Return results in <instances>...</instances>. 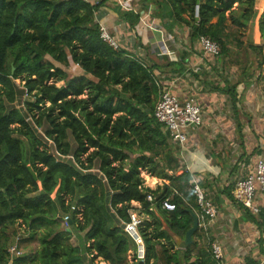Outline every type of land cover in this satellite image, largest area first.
I'll return each instance as SVG.
<instances>
[{"label":"trees","instance_id":"trees-1","mask_svg":"<svg viewBox=\"0 0 264 264\" xmlns=\"http://www.w3.org/2000/svg\"><path fill=\"white\" fill-rule=\"evenodd\" d=\"M138 1L139 11L115 7L118 16L134 28L140 11L152 4V18L168 35L174 27L183 28L188 51L179 61H145L103 41L95 12L106 0H0V264H98L100 259L137 264L136 244L123 230L130 212L140 219L143 264H217L198 230L193 236L200 246L194 240L185 249L175 248L172 233L184 236L198 205L192 173L179 164V145L153 115L159 90L165 89L155 70L183 74L190 52L200 51L201 35L220 45L217 61L238 58L250 48L261 66L264 5L257 23L262 46L247 47L240 30L248 26L255 0ZM69 58L80 75L70 76L54 64L67 68ZM16 79L34 92L24 109L14 105L24 89L17 90ZM236 85L226 81L219 87L232 107ZM29 120L38 128L47 126L45 139ZM237 135L242 138L240 128ZM67 156L72 162L62 159ZM141 171L163 183L145 186ZM198 182L213 202L203 188H211L210 181ZM166 198L174 209L160 206ZM18 222L27 227L26 253L10 231ZM33 239L38 248L31 252L27 245Z\"/></svg>","mask_w":264,"mask_h":264},{"label":"crops","instance_id":"crops-1","mask_svg":"<svg viewBox=\"0 0 264 264\" xmlns=\"http://www.w3.org/2000/svg\"><path fill=\"white\" fill-rule=\"evenodd\" d=\"M110 1L113 0H106L103 6L95 12L98 24H102L115 38L118 45L128 50L132 56L143 57L145 61L159 58L160 55L153 49V46L159 41L156 40L157 33H162L160 29L164 31L165 29L157 26L158 19L152 18V8L141 10L140 20L145 18L144 22L151 23L152 21L156 23V27H153L150 33H140L139 28H136L135 31L136 26L131 28L126 20L118 16L115 7L119 5H109ZM118 1L121 5V2L125 0ZM127 1L130 6H133L131 0ZM119 7L122 10H130L124 6ZM258 19L256 25L248 24L250 30L247 34L256 42L261 43L262 39L257 32ZM132 35L136 37L135 40H131ZM246 39L248 38L245 35L244 42ZM184 41L186 44V40ZM185 50L187 49L185 48ZM198 52H200L199 49ZM167 53L172 55L170 49L167 50ZM69 62L74 64L72 61ZM187 62L189 72L186 74L184 72L175 76L167 70L161 73L155 70V73H158L157 77L160 78L158 83L175 94L179 100L193 98L201 107L203 122L196 128H203L204 134L193 133L197 132V130L192 131L196 128L187 130L188 141L183 147V153L187 152L190 155L184 154L185 161H187L182 164V168L199 178L210 181L211 188L209 186L203 188L205 193L211 199L213 198L217 216L208 227L207 236L209 240L216 241L221 246L222 264H264V213L262 208L258 213H252L236 203L231 193L235 180L247 175L253 170L255 162L264 157V62L261 66L257 62L256 75L254 72H251L252 74L226 75L218 65L228 63V59L225 61L223 59L219 64L217 59L204 57L200 53L190 52ZM251 62L252 60H250ZM54 64L56 65L55 62ZM211 72H218V75ZM205 75L207 77L202 79ZM226 81L237 83L234 107L231 105L229 96L220 89L225 86ZM239 128L242 134L241 139L237 135ZM199 137L203 140L201 144L208 146L207 153L198 149ZM207 137H209V142L205 140ZM190 141L191 148L195 147L192 150H189L188 147ZM148 180L150 183L154 182L155 185L163 183V180L154 177H149ZM194 213L197 215L196 212ZM162 224L163 228H167L163 220ZM172 237L175 248H177L176 242L184 236L172 233ZM197 239L196 236L193 241L198 242ZM71 243L73 244L72 240ZM198 244L200 246V242ZM198 246L195 250L199 249ZM131 258L132 251L129 250L127 252L129 263H132ZM97 263L106 264L101 259Z\"/></svg>","mask_w":264,"mask_h":264},{"label":"built area","instance_id":"built-area-1","mask_svg":"<svg viewBox=\"0 0 264 264\" xmlns=\"http://www.w3.org/2000/svg\"><path fill=\"white\" fill-rule=\"evenodd\" d=\"M96 3L97 1L94 0ZM124 2V1H123ZM127 7H130L128 2H124ZM156 23H153L154 28ZM100 37L112 48L117 49L120 46L115 38L102 25H99ZM200 53L204 57H218L220 52V45L212 40L210 37L201 35L198 38ZM153 115L161 122L164 128L169 132L173 142L183 147L187 142V130L196 128L203 122L201 107L194 101L193 98L187 100H179V98L168 91L162 89L155 103ZM199 176H191V183L195 194V201L198 205V232L201 233V239L208 243L213 258L217 264H222L223 251L221 246L213 240H209L207 236V229L211 223L216 219L217 209L213 202L206 198L203 189L199 185ZM233 200L250 210L252 213H258L260 209H264V157L259 158L251 170L244 177L235 180L232 188ZM147 200L151 201V195H147ZM259 200V201H258ZM160 206L167 210L174 209V204L166 198L161 201ZM66 219V218H65ZM140 219L135 212H130V220L125 223L123 230L133 239L136 244V258L143 260L145 249L143 240L138 232L137 226ZM15 247H11L13 251Z\"/></svg>","mask_w":264,"mask_h":264},{"label":"rangeland","instance_id":"rangeland-1","mask_svg":"<svg viewBox=\"0 0 264 264\" xmlns=\"http://www.w3.org/2000/svg\"><path fill=\"white\" fill-rule=\"evenodd\" d=\"M95 1H100V0H95ZM124 2H128L127 0H125ZM124 2L122 1L121 2V5H120V1H118V0H113V1H110L108 4L109 5H114V6H116V4H118L119 6H124L125 8H127V9H131V10H133V11H139L140 10V4H139V1L138 0H131V3H132V5L134 6H130V3L128 2V4H129V6L130 7H127L125 4H124ZM236 5H237V3H234L233 4V8L235 9L236 8ZM263 5H264V0H255V3H254V7H253V11H254V13H253V15H252V17H251V19H250V21L248 22V24H250L251 23V26H252V24L254 23L255 25H256V21H257V19L258 18H260V15H261V12H262V10H263ZM103 6V5H102ZM150 6H151V8H153V5L152 4H150ZM101 7V6H100ZM99 7V8H100ZM98 8V9H99ZM97 9V10H98ZM96 10V11H97ZM145 16V15H144ZM226 17H227V20H228V22H230V16L228 15V12H227V15H226ZM145 21V18H142V20H140L138 23H137V25H135L136 27H135V31H136V28L138 29L139 28V32L141 33V32H148V33H150V32H152L151 30H152V28L154 27L153 26V22L151 21V23L150 22H144ZM253 24V25H254ZM161 31H162V33H157V37H156V40L158 41V43L156 44V45H154L153 46V49H155L156 51H158V54L160 55H158L159 56V58H160V62L161 63H165V60H167V59H169V58H172V59H175V60H180V54L181 53H183L184 51H185V48H184V44H185V41L184 40H186V38H185V33H184V31H183V28H178V27H174L173 28V31H174V33L172 34V36L171 35H168L166 32V30L164 31L163 29H160ZM248 30H250L249 28H248V26L243 30H240V33H242V35L240 36V39L242 40V42H243V44L244 45H247V47L249 46V45H253V46H256V47H258V46H262V41L263 40H261L260 42L261 43H258V42H256V40H254V38L252 39V37L250 36V35H248L247 34V32H248ZM252 31H253V29H252ZM156 32V31H155ZM253 33H254V31H253ZM136 34V33H135ZM154 34V33H153ZM156 35V34H155ZM245 35L247 36V38L248 39H246L245 40V42H244V37H245ZM141 36L139 35V38H140ZM136 39V37L134 36V35H132L131 36V40H135ZM261 39H263V37H261ZM231 46H232V44H231ZM168 47H169V49L171 50V54L172 55H170V53L168 54L167 53V50H169L168 49ZM246 47V48H247ZM248 50L250 51H245V54H242V55H239L238 56V58H235V56L234 55H236V54H233V56H231V59H230V57L229 56H225V57H223V59H224V61H225V59H228V63H224V65H218V67L219 68H221L222 69V71L226 74V75H235L236 73H238V74H252L251 72H254V74L256 75V73H257V70H258V68H256V65H257V62H258V58H255V57H253V55L251 54V49L250 48H248ZM197 52H198V50H196ZM200 53V52H199ZM201 54V53H200ZM255 54V53H254ZM170 56V57H169ZM257 57H259V55L257 56ZM46 58L48 59V60H51L50 59V57H48V56H46ZM256 59V61H255V59ZM234 60H237L238 61V63H235L236 61H234ZM250 60H252V62L250 63ZM69 61H72L70 58H69ZM220 62H221V60H219V64H220ZM252 63H254V64H252ZM58 63H56V66H58V67H61V68H63L64 70H66L67 72H68V74L70 75V76H76V75H80V73H82V71H80V69L77 67V65L74 63V64H72L71 62H69V66L67 67V68H64L62 65H60V64H58ZM194 66V65H193ZM239 66H242L243 67V69H239ZM247 66H250V69H248L247 71L249 72V73H246L245 72V69H246V67ZM197 68V67H196ZM195 68V69H196ZM186 72H189V69H186L185 70V74H186ZM245 72V73H244ZM211 73H213V74H215V75H218V72H216V73H214V72H211ZM208 74H209V72H208ZM175 76H178V74H175ZM203 76V75H202ZM207 76L205 75L202 79H205ZM194 78H196V77H194ZM197 79V78H196ZM200 80V79H199ZM14 84L17 86V90L18 89H21L22 87H24L23 86V82H21L20 80H18V79H16L15 81H14ZM57 84H60V83H57ZM197 84H198V82H197ZM21 87V88H20ZM34 92H29L28 90H27V88L26 87H24V89H22V93L21 94H19V92H18V96H16V100H15V102H14V105H16V106H18V107H20V108H23L24 109V100L26 99V100H32L33 99V97H32V94H33ZM85 96V95H84ZM29 123L31 124V126H32V128L35 130V132H36V134L40 137V138H42V139H45L44 138V131H45V129H47V126H43V127H41V128H38V127H36L32 122H31V120H29ZM197 130V132H193V133H198L199 135H201V134H204V132H203V128H196L195 130H192V131H196ZM202 130V131H201ZM206 134V133H205ZM207 135H210L209 133H207ZM205 140L206 141H210L209 140V137H207V138H205ZM201 141H203L202 139H200V137H199V143H197V145H198V149L200 150V151H202V152H206L207 153V149H208V146H206L205 144H201ZM205 142V141H204ZM190 143H191V141L189 142V145H188V147H189V150H192V149H194L195 147H192L191 148V146H190ZM53 153H54V150H53ZM184 154L186 155L187 154V156L188 155H190V153H187V152H184L183 153V150H181V149H179V152H178V159H179V164H181V166H182V164L183 163H185L186 161H185V158H184ZM201 156V155H200ZM187 158V157H186ZM64 161H68V162H72V158H71V156H67V157H63L62 158ZM97 165H98V162H97V160L95 161V165H94V167H97ZM194 169V168H193ZM183 170H184V168H183ZM182 168L181 169H179L175 174H179V173H181L182 171ZM92 171H96V168H94V169H92ZM190 172V171H189ZM198 172V171H197ZM200 173H201V171H199ZM194 173H196V172H194ZM141 176L143 177V179H144V184H145V186H147V187H150V188H154L155 186L157 187L158 185L156 184H154V182H149V180H148V178L149 177H152L148 172H146V171H141ZM157 179V178H156ZM153 181H155V180H153ZM162 182V181H161ZM131 205L132 206H139L137 203H135V202H132L131 203ZM65 225V224H64ZM13 229V231H14V237L16 236L17 237V240H18V247H19V250H20V252H22V253H26L24 250H25V248H23V245L24 244H26V243H24L23 242V239L25 238V237H27V234H26V230H27V227L24 225V224H21V223H19L18 222V224L17 225H15L13 228H11L10 229V231ZM72 240V242H73V244H75L76 243V241H75V238L74 237H71V239H70V241ZM37 248H38V243H37V240H31V241H29V243H28V245H27V249H31V252H33V251H35V250H37ZM222 261H223V256H222Z\"/></svg>","mask_w":264,"mask_h":264},{"label":"water","instance_id":"water-1","mask_svg":"<svg viewBox=\"0 0 264 264\" xmlns=\"http://www.w3.org/2000/svg\"><path fill=\"white\" fill-rule=\"evenodd\" d=\"M192 216V225L191 227L185 232L184 237L182 239H179V241L176 242V247L185 249L193 242V235L197 230L198 227V218L197 215L194 212H190ZM137 264H143V260L137 261Z\"/></svg>","mask_w":264,"mask_h":264}]
</instances>
